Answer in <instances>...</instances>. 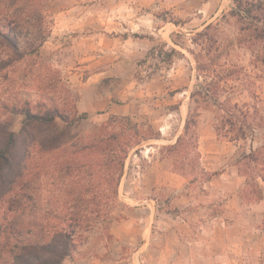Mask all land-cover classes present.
Listing matches in <instances>:
<instances>
[{
    "label": "rangeland",
    "instance_id": "1",
    "mask_svg": "<svg viewBox=\"0 0 264 264\" xmlns=\"http://www.w3.org/2000/svg\"><path fill=\"white\" fill-rule=\"evenodd\" d=\"M232 6L228 0H47L49 33L39 50L47 70L37 82L45 77L47 98L71 101L77 114L88 115L72 133L85 136L115 116L156 137L129 152L116 209L105 184L108 229L83 233L62 264H264V200L244 199L248 189L237 168L264 132L247 131V140L232 142L215 130L220 107L247 106L264 116V66L255 61L257 46L242 41ZM198 55L219 90L194 108L189 96L201 82ZM25 68L11 77L21 78ZM15 92L0 87L1 95ZM189 110L198 157L187 145L179 170L164 148L182 135ZM12 121L16 129L21 120ZM48 160L51 197L56 159Z\"/></svg>",
    "mask_w": 264,
    "mask_h": 264
},
{
    "label": "trees",
    "instance_id": "2",
    "mask_svg": "<svg viewBox=\"0 0 264 264\" xmlns=\"http://www.w3.org/2000/svg\"><path fill=\"white\" fill-rule=\"evenodd\" d=\"M228 1L233 5L230 15L239 24L242 41L257 46L255 61L264 66V0ZM46 7L47 0H0V87L16 90L14 94H0V264H62L83 233L96 225L107 230L113 218L104 214L108 211L102 201L105 184L109 186L111 209H116L129 152L156 138L142 132L129 117L115 116L85 136L80 131L72 133L88 115L77 114L71 101L59 105L47 98L42 86L45 77L37 82L47 70L39 55L49 33ZM210 29L207 26L197 36L206 35ZM206 61L195 56L196 80L201 82L189 96L194 108L218 96V83L207 76ZM20 65L26 66L22 77L12 78ZM219 110L224 116L215 130L223 131L224 137L229 135L232 142L247 140V131L264 132V116L255 108L251 112L247 106L231 104ZM12 117L21 120L16 129ZM195 125V114L189 110L182 135L164 148L175 155L179 170L183 169L180 158L187 145L198 157ZM51 155L56 161L54 189L49 197ZM237 168L248 189L244 199L263 201L264 139L259 147L251 146L242 153ZM261 230L264 232V213Z\"/></svg>",
    "mask_w": 264,
    "mask_h": 264
}]
</instances>
